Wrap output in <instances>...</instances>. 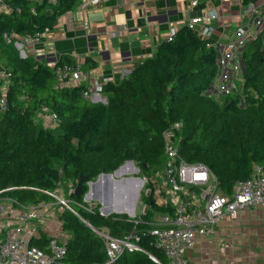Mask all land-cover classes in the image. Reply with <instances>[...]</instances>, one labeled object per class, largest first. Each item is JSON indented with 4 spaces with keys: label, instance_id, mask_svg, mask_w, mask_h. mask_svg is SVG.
I'll return each mask as SVG.
<instances>
[{
    "label": "trees",
    "instance_id": "1",
    "mask_svg": "<svg viewBox=\"0 0 264 264\" xmlns=\"http://www.w3.org/2000/svg\"><path fill=\"white\" fill-rule=\"evenodd\" d=\"M76 2L5 0L9 11L0 13V67L9 88L0 114V191L20 204H34L50 198L46 191L54 190L61 178L76 181L81 174L87 181L126 160L148 174L161 164L163 132L175 122L181 123L179 154L206 164L224 193L248 178L253 165L264 169V27L239 48L241 92L217 98L208 91L218 72L215 39L184 24L118 83H103L106 102H93L82 95L83 85L55 83V67L74 63L71 57L61 56L52 65L21 57L4 38L10 32L19 36L49 30ZM41 108L58 117L56 131L35 120ZM69 198L88 204L83 194L71 192ZM77 210L78 216L67 209L58 214L67 234L62 264H167L150 232L152 210L136 222L122 213L103 215L99 204ZM86 222L107 226L116 236L133 229L141 250L124 251L106 262L103 243ZM48 239L41 234L30 243L42 248Z\"/></svg>",
    "mask_w": 264,
    "mask_h": 264
},
{
    "label": "built area",
    "instance_id": "2",
    "mask_svg": "<svg viewBox=\"0 0 264 264\" xmlns=\"http://www.w3.org/2000/svg\"><path fill=\"white\" fill-rule=\"evenodd\" d=\"M103 1L105 0H80L78 7L81 10H86ZM260 1L248 4L255 18H260L255 11L258 9ZM189 5L197 7L199 0H190ZM259 9H264V7L260 6ZM8 11L9 7L5 0H0V13ZM218 14L215 8L203 10L201 13L189 17L185 25L202 37H211ZM46 31L19 36L10 32L5 33L4 38L7 43H12L19 49L20 55L26 56L25 47L33 48L35 42ZM175 31L176 28L172 27L166 39L170 40ZM240 41L234 40L227 44L228 53L225 58L227 61H233L234 69H240L238 54L242 43ZM218 53L223 62L224 58H222L221 52L218 51ZM54 75L57 86L83 85V96L95 101L103 99L102 83L90 80L89 84H83L86 75L81 71L80 60H75L72 64L57 65ZM8 88L7 73L2 70L0 73V106L4 109ZM42 109L47 110L46 108ZM58 122L56 114L48 111L47 116L44 117L43 125L51 128ZM180 128L181 123L175 122L170 128L164 130L162 162L152 168L148 174L139 178L142 180L139 208L132 219L136 222L140 219L141 214L146 213L148 209L152 210L149 221L150 232L154 237L156 247L166 257L167 264H188L185 252L193 246L195 237L210 236L215 239V227L224 217L233 219L243 208L256 204L264 205V169L260 165H253L248 178L236 181L230 193H224L220 190L215 175L206 164L187 161L179 154L177 142ZM127 163H129L128 160L121 165ZM132 164L133 162L129 163L130 166ZM94 179L87 181L94 182ZM76 182L77 180L68 185V194L73 192ZM140 186L138 185V188ZM46 193L53 198L54 202L45 205L43 201L34 204H20L14 197L0 191V264H62L60 257L64 253L67 234L62 231L61 227L59 233L48 237L44 247L40 248L30 243L32 238L41 236L37 223L43 214L41 208L56 203L62 205V209H67L78 216L77 207L90 210L95 202L82 205L70 198L60 196L54 190L46 191ZM143 196L150 197V202H147ZM70 201H73L76 207ZM99 211L106 215L100 208ZM120 212L113 211L111 208L108 214ZM59 224L61 225L60 221ZM87 225L101 239L106 262L113 261L124 251L141 250L134 241L133 229L122 236H116L107 226L94 227L89 223Z\"/></svg>",
    "mask_w": 264,
    "mask_h": 264
},
{
    "label": "crops",
    "instance_id": "3",
    "mask_svg": "<svg viewBox=\"0 0 264 264\" xmlns=\"http://www.w3.org/2000/svg\"><path fill=\"white\" fill-rule=\"evenodd\" d=\"M79 1L57 18L33 48L26 46L25 55L51 65L64 55L73 62L80 60L84 85L90 80L118 83L136 63L155 53L172 27L177 29L189 17L212 8L219 13L211 34L213 45L225 59L227 44L240 40V31L250 30L254 16L242 0H199L197 7H191L190 0H105L86 10L78 7ZM218 79H228L230 84L233 72L231 78L225 74ZM102 97L96 101L106 102L104 92ZM3 110L0 106V114ZM37 114L43 123L48 111L41 108ZM53 209L54 205L42 207L37 222L46 237L61 231L59 221L53 224ZM214 236L195 237L185 252L188 264H264V205L243 208L233 219L224 217Z\"/></svg>",
    "mask_w": 264,
    "mask_h": 264
},
{
    "label": "rangeland",
    "instance_id": "4",
    "mask_svg": "<svg viewBox=\"0 0 264 264\" xmlns=\"http://www.w3.org/2000/svg\"><path fill=\"white\" fill-rule=\"evenodd\" d=\"M259 6L256 8L257 10L256 13L260 16V18H255V16H252V21L251 25L249 27V31H240L239 34L242 35L241 41L242 43L240 44L243 45L244 42H247L248 40L252 39L255 37V35L264 27V9H259L260 6L264 7V0H261L258 4ZM260 21H256V20ZM240 41V42H241ZM225 44V42H224ZM14 46V45H13ZM15 49L17 50L18 54L20 55L19 49H17L16 46H14ZM240 50L238 51L239 54ZM229 65V66H228ZM232 65V64H231ZM230 64H227L229 68H232ZM2 69L0 67V73ZM242 73L240 69H234L233 68V79H230V84L228 79H221L219 82L218 76L215 77L214 79V84L211 88V94L217 98H221V95L226 93L227 91L235 90L237 89L239 92H241V84H242ZM1 92V90H0ZM40 116L38 114L35 115V120L39 124H43L42 121L39 118ZM47 127V126H46ZM53 130L56 131V126L51 127ZM140 166H138L137 163L133 161V164L130 166L129 163L122 165L118 169V173H113L111 174L113 176L111 177H106L103 180H100V178H95L94 181L96 182V185H88L87 191L91 192V197L92 195H95V199H89L85 200L83 197V200L88 202H93L95 201L96 204H99V208H113V211L118 209H122L120 213L126 214L130 219H133L135 217L136 212H138L139 208V193L141 186L138 188V179L141 178L142 173L140 171ZM126 179L128 180V184L126 183L127 191L124 187V184L121 182V180ZM74 182L73 180H65L64 178H61L60 182L57 184L56 188L54 191L56 193H59L60 196L64 198H69L68 194V189H69V184ZM76 185V184H75ZM143 188V186H142ZM75 187L73 188L74 192ZM72 200V199H71ZM46 202L51 203L52 201L54 202L53 198H48L47 200H44ZM112 202H116L117 207L111 206ZM70 203L76 207V204L73 201H70ZM106 204V206H105ZM51 206L54 205V209L52 210V220L54 221L53 224H57L59 221L58 214L62 210V205L60 204H50ZM125 206V207H124ZM133 208L134 215L131 216L129 213V210Z\"/></svg>",
    "mask_w": 264,
    "mask_h": 264
},
{
    "label": "water",
    "instance_id": "5",
    "mask_svg": "<svg viewBox=\"0 0 264 264\" xmlns=\"http://www.w3.org/2000/svg\"><path fill=\"white\" fill-rule=\"evenodd\" d=\"M19 56H21V57H23L24 55H19ZM217 63H218V72H217V76L219 75V73H221V76H224L225 74H227V76L229 77V78H231L232 77V72H233V67L232 68H229V67H227V58H225L224 60H223V62L221 61V56H220V54L218 53L217 54ZM230 63H233V61L231 60V61H229ZM239 66H240V70H241V73L243 74L244 72H243V70H244V64H243V62L241 61V59H240V55H239ZM220 76V77H221ZM212 84L210 85V87L208 88V91L210 92V90H211V88H212ZM128 162L131 164L133 161L132 160H128ZM122 165H119L114 171H113V173H118V169L121 167ZM111 173H99L98 175H97V178H100L101 176H103L104 178H106V177H109V175H110ZM138 179V184H139V186L142 184V180H140L139 178H137ZM85 182V183H84ZM96 182H98V181H94V182H91V181H85V178L80 174L79 175V179L77 180V182H76V185H75V189H74V195L75 196H80V195H82L83 194V197H84V199L85 200H89L90 198H92V197H95V195H92V197H91V192H89V191H85L84 192V190H85V187H88V185L90 186L91 184L94 186V185H96L97 183ZM96 204V203H95ZM101 210H102V212L104 213V214H108L109 213V211L111 210V208H100ZM116 210L117 211H122V209H118V208H116ZM129 213H130V215H133L134 214V212H133V208H131L130 210H129Z\"/></svg>",
    "mask_w": 264,
    "mask_h": 264
},
{
    "label": "bare ground",
    "instance_id": "6",
    "mask_svg": "<svg viewBox=\"0 0 264 264\" xmlns=\"http://www.w3.org/2000/svg\"><path fill=\"white\" fill-rule=\"evenodd\" d=\"M111 176H113V175L110 174L109 177H111ZM103 179H104V177L101 176V177H100V180H103ZM121 182L124 184V187H125V189H126V191H127V187H128V186H126V183L128 184L129 181L126 180V179H123V180H121ZM105 206H106V204H105ZM111 206H113V207L116 208V207H117L116 202H112ZM124 207H125V206H124Z\"/></svg>",
    "mask_w": 264,
    "mask_h": 264
}]
</instances>
